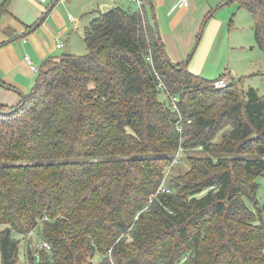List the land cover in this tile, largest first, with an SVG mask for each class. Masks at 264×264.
Wrapping results in <instances>:
<instances>
[{"label": "trees", "instance_id": "obj_1", "mask_svg": "<svg viewBox=\"0 0 264 264\" xmlns=\"http://www.w3.org/2000/svg\"><path fill=\"white\" fill-rule=\"evenodd\" d=\"M236 1L264 52V0ZM97 15L86 53L47 56L25 98L0 103V263L37 231L50 250L27 237L24 264H264V97L172 62L150 0ZM178 147L206 156L155 194Z\"/></svg>", "mask_w": 264, "mask_h": 264}, {"label": "crops", "instance_id": "obj_2", "mask_svg": "<svg viewBox=\"0 0 264 264\" xmlns=\"http://www.w3.org/2000/svg\"><path fill=\"white\" fill-rule=\"evenodd\" d=\"M188 1L189 4L184 6L179 0H152L162 44L175 64H182L188 59L196 48L199 31L214 14L212 6L216 4L215 7H219L225 0H218L214 4L201 3L200 0ZM10 2L5 11L9 20L4 21V29L0 30V103L7 106H15L21 101L22 95L30 91L36 79L37 72L25 62V55L30 56L39 68L44 58L57 55L56 43L59 40L63 44L59 48H68L63 53H79L77 47L84 38V29L99 12L119 6L132 11L138 9L130 0ZM36 23L38 25L31 29Z\"/></svg>", "mask_w": 264, "mask_h": 264}, {"label": "rangeland", "instance_id": "obj_3", "mask_svg": "<svg viewBox=\"0 0 264 264\" xmlns=\"http://www.w3.org/2000/svg\"><path fill=\"white\" fill-rule=\"evenodd\" d=\"M1 1L2 0H0V2ZM217 1L218 0H200L201 3L208 4H214L215 2L217 3ZM224 3L226 4L221 6V4ZM221 4H219V7H215L216 4L212 6L214 7V14L199 31L197 44L195 45L196 48L189 54L188 59L185 61L188 62L187 68L209 80H213L221 74L228 73L235 79L243 77L242 87L245 88V90L254 88L259 96L261 95L264 97V52L255 41L251 13L244 8L238 9L236 0H225L223 3L221 2ZM1 15L0 30L4 29V21L9 20L8 14L5 13V11ZM213 26H215L216 29H212ZM252 26L253 31H251ZM82 41H80V46L77 47L79 53L76 52L75 54L86 53V46H84V42ZM67 50V47L57 48L55 54L59 55L63 52H67ZM33 76L34 73L31 77ZM33 82H35V80ZM158 96L160 100L165 99V95L162 92H160ZM189 155L193 157H204L206 153L199 148L189 149L171 169L170 175L172 174V178L175 175L177 176L185 173L186 169L190 167L187 160V156ZM169 177L166 181H168ZM262 179L260 180L259 178L260 185L257 190V197L260 204L264 199V181ZM2 229L3 225H0V231ZM19 235L16 234L15 236L21 239L19 245V258L20 264H24V245L27 237L31 239L33 247L43 240H41L37 231L27 236ZM92 260L94 264L99 262V254H96Z\"/></svg>", "mask_w": 264, "mask_h": 264}, {"label": "built area", "instance_id": "obj_4", "mask_svg": "<svg viewBox=\"0 0 264 264\" xmlns=\"http://www.w3.org/2000/svg\"><path fill=\"white\" fill-rule=\"evenodd\" d=\"M45 2V0H40ZM130 2H132L133 5H135L138 9H140L144 3V0H130ZM179 3L187 6L189 4L188 0H179ZM24 41V40H23ZM62 41L59 40L58 43H56V47L59 48L61 47ZM24 60L25 62L30 65L32 67V69H34L36 72L38 71L37 66L33 63L32 59L30 58V56L25 55L24 56ZM227 84V81L225 78H218L214 81V86L217 88H222L225 87ZM159 89L161 90V92L166 96V105H170L178 114V118H177V123H176V129L178 132L182 131V120L180 118V113L178 111V107L177 105H175V101L177 100V98L174 95H170L166 93L165 87L160 83L159 84ZM190 121V120H189ZM184 154V151L182 150L181 147H178L177 152L175 154V157L173 158L172 162L170 163V165L168 167H166V169L164 170V178L162 180V183L160 184V186L158 187V189L156 190V193H161V192H170V189L168 188V186L166 185V183L164 182L165 178L168 176V174L170 173L171 167L172 165H174L175 163L178 162V160L180 159V157ZM154 195H151V199L154 198ZM37 246H39L40 248H45L47 250H50V247L48 243L46 242H40Z\"/></svg>", "mask_w": 264, "mask_h": 264}, {"label": "water", "instance_id": "obj_5", "mask_svg": "<svg viewBox=\"0 0 264 264\" xmlns=\"http://www.w3.org/2000/svg\"><path fill=\"white\" fill-rule=\"evenodd\" d=\"M151 2H152V0H150ZM153 18H155L154 19V26H155V28L157 29V32L159 33V29H158V25H157V21H156V15H155V13H153ZM187 63V62H186ZM25 98V96L24 95H22V99H24Z\"/></svg>", "mask_w": 264, "mask_h": 264}]
</instances>
